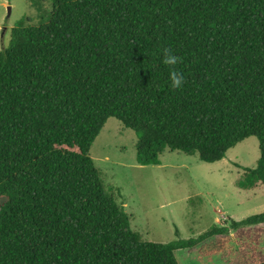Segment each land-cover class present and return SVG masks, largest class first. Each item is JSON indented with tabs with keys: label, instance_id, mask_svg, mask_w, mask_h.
Here are the masks:
<instances>
[{
	"label": "trees",
	"instance_id": "obj_1",
	"mask_svg": "<svg viewBox=\"0 0 264 264\" xmlns=\"http://www.w3.org/2000/svg\"><path fill=\"white\" fill-rule=\"evenodd\" d=\"M52 7L45 23L19 21L0 52V264H179V250L264 264V213L196 239L143 241L90 157L111 118L135 133L141 166L166 149L216 163L256 137L260 158L239 186L264 187V0ZM165 48L181 58L179 89Z\"/></svg>",
	"mask_w": 264,
	"mask_h": 264
},
{
	"label": "rangeland",
	"instance_id": "obj_2",
	"mask_svg": "<svg viewBox=\"0 0 264 264\" xmlns=\"http://www.w3.org/2000/svg\"><path fill=\"white\" fill-rule=\"evenodd\" d=\"M52 9V0H0V52L10 47L12 30L19 21L45 23ZM136 142L133 131L111 118L92 144L90 157L105 189L124 206L131 229L143 241L167 244L196 239L214 225L228 226L230 219L240 222L264 213V187L245 190L239 186L244 169L255 168L260 158L256 137L245 139L223 160L211 164L198 155L166 149L159 157L160 165L141 166ZM230 238L232 260L234 234ZM175 255L179 264H229L221 252L202 259L187 250Z\"/></svg>",
	"mask_w": 264,
	"mask_h": 264
},
{
	"label": "clouds",
	"instance_id": "obj_3",
	"mask_svg": "<svg viewBox=\"0 0 264 264\" xmlns=\"http://www.w3.org/2000/svg\"><path fill=\"white\" fill-rule=\"evenodd\" d=\"M180 62L181 58L174 55L171 49L165 48L163 50V63L170 67L169 78L173 89L181 88L184 83V76L175 69V66Z\"/></svg>",
	"mask_w": 264,
	"mask_h": 264
}]
</instances>
